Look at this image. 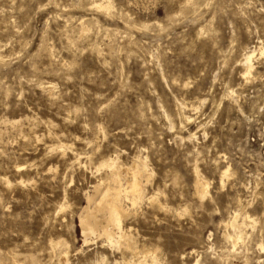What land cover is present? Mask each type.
<instances>
[{
    "label": "rangeland",
    "instance_id": "1",
    "mask_svg": "<svg viewBox=\"0 0 264 264\" xmlns=\"http://www.w3.org/2000/svg\"><path fill=\"white\" fill-rule=\"evenodd\" d=\"M96 1L0 0V264H264V0ZM134 160L121 226L155 262L78 226Z\"/></svg>",
    "mask_w": 264,
    "mask_h": 264
},
{
    "label": "bare ground",
    "instance_id": "2",
    "mask_svg": "<svg viewBox=\"0 0 264 264\" xmlns=\"http://www.w3.org/2000/svg\"><path fill=\"white\" fill-rule=\"evenodd\" d=\"M108 1L109 0L96 1L94 5L98 10L108 11L110 8ZM258 51L260 52V55L264 54L263 48H258ZM254 52L255 50L248 51V52L246 51L243 57V61L241 59L242 66H243V77L245 79H247L252 73V69H253L252 58L254 56ZM60 147H63V145H60ZM108 161H109V158H108ZM105 163L104 165H106ZM100 164H102V162ZM104 165L102 166L100 165V166L103 167ZM106 166L108 167V170L110 168V174H108L109 176L106 179V181H108V185L106 186V184L102 181L99 183L97 182V184L93 185L92 193L91 194L85 193L84 198L86 199L85 200L86 205L81 207L80 214L78 215V226L81 231L83 243H86L87 240L90 239L91 237L102 238L109 245L113 247H116L118 249L121 247H125L134 256H140V258H144V259L150 258V261L152 259V261L155 262V260L157 259L155 251H150V250H146L143 252L138 251L137 248L135 247V244H134V241L131 235L128 232L124 231L121 226L122 218L128 214V211L123 206V201L126 200L130 202V205L133 207L135 206V204L138 203L139 200L142 199V189L139 185V178L142 176L143 172L146 170V164L144 162H139V161L134 160L132 165L125 167V168L119 165L117 161L112 162L111 164L108 163V165ZM123 169L130 174V178L126 182V186H123V184L121 183V172ZM225 177H228L227 170L222 172L221 181ZM199 181L201 182V179H197L198 183ZM206 184L207 183L204 184V188L202 189V191H200L202 196L204 194H207V187H205ZM62 208H60V210ZM237 215L235 214L233 216V221L230 220L231 222L230 223L228 222L231 229L233 230V233H232L233 235L229 234L228 232L224 234V238L228 240V242L230 241L233 247H235V245L240 240H242V235H243V230H242L243 224H239L238 223L239 221L237 222L236 220V217H238ZM249 220L251 221V219ZM229 225H228V229H229ZM65 246H67V244ZM258 248L260 250H264L263 244L260 243L258 245ZM232 249H235V248H232ZM67 254L68 252L65 251V253L62 255L60 260H58L59 261L58 264H69ZM102 259L103 260H100V261H104V258ZM129 261L131 264H143V261H139V260L135 261L133 259ZM96 262H98V260ZM122 264H125V263H122Z\"/></svg>",
    "mask_w": 264,
    "mask_h": 264
}]
</instances>
